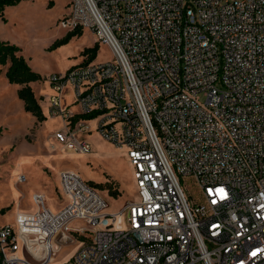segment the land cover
I'll list each match as a JSON object with an SVG mask.
<instances>
[{
	"label": "built area",
	"instance_id": "built-area-1",
	"mask_svg": "<svg viewBox=\"0 0 264 264\" xmlns=\"http://www.w3.org/2000/svg\"><path fill=\"white\" fill-rule=\"evenodd\" d=\"M70 6L61 25L88 29L114 58L85 57L49 77L50 114L62 122L55 138L91 153L94 123L126 150L136 192L109 214L100 191L63 170L61 208L36 193L37 211L0 225L2 264H52L56 247L75 242L62 264H264V0ZM182 177L199 187V201ZM77 220L85 225L71 227ZM28 242L44 255L27 252Z\"/></svg>",
	"mask_w": 264,
	"mask_h": 264
},
{
	"label": "rangeland",
	"instance_id": "rangeland-1",
	"mask_svg": "<svg viewBox=\"0 0 264 264\" xmlns=\"http://www.w3.org/2000/svg\"><path fill=\"white\" fill-rule=\"evenodd\" d=\"M70 8V0H22L8 6L5 19L0 18V38L20 46V54L43 77L32 85L47 117L38 121L25 111L24 102L18 96L19 85L9 82L5 67L0 65L1 225L16 226L18 212L37 211L38 206L33 200L36 193L45 195L46 203L52 210L61 208L66 200L57 188L60 173L67 169L77 171L101 192L109 203L105 211L109 214L117 213L136 192L133 167L126 150L101 138L94 123H91L93 132L87 135L93 146L91 153H74L55 138L54 134L62 122L50 114L49 77L81 63L85 58L83 51L93 47L97 41L96 36L85 29L82 35H76L66 43H57L70 31L60 23V19L70 13ZM113 58L111 48L102 43L96 61ZM67 99H72L70 93ZM21 175L25 176L24 182L17 183ZM181 181L191 198L199 201L201 192L194 180L182 177ZM113 190L120 193L117 198L110 195ZM84 225L81 220L70 223L73 228ZM20 244L21 255L24 251L23 239ZM25 246L27 252L35 257L44 255L43 249L34 242ZM80 247L81 242L59 245L52 264L68 262Z\"/></svg>",
	"mask_w": 264,
	"mask_h": 264
},
{
	"label": "trees",
	"instance_id": "trees-1",
	"mask_svg": "<svg viewBox=\"0 0 264 264\" xmlns=\"http://www.w3.org/2000/svg\"><path fill=\"white\" fill-rule=\"evenodd\" d=\"M20 1L22 0H0V18L5 19V9L8 6L19 3ZM82 33L83 30L81 29L69 31L66 37L57 43H66L72 37L76 35H82ZM99 49L100 44L98 42H96L93 47L86 48L83 51V56L86 57V61L96 59ZM0 65L6 68L5 74L9 82L20 85L18 96L24 102L25 111L35 116L38 121L46 120L47 117L44 114L40 101L35 94L33 86L31 85L33 82L41 81L43 77L39 72L35 71L27 59L22 54H20V46L0 38ZM97 114L98 112H95L84 115L83 117L86 119H91ZM1 132L2 129L0 128V134ZM110 195L117 198L120 193L116 190H113L110 192ZM0 264H2L1 258Z\"/></svg>",
	"mask_w": 264,
	"mask_h": 264
},
{
	"label": "bare ground",
	"instance_id": "bare-ground-1",
	"mask_svg": "<svg viewBox=\"0 0 264 264\" xmlns=\"http://www.w3.org/2000/svg\"><path fill=\"white\" fill-rule=\"evenodd\" d=\"M24 179H25V176H19L18 178H17V183H22V182H24ZM52 206V205H51ZM54 206V205H53ZM52 208H54V207H52ZM57 210V209H56Z\"/></svg>",
	"mask_w": 264,
	"mask_h": 264
},
{
	"label": "crops",
	"instance_id": "crops-1",
	"mask_svg": "<svg viewBox=\"0 0 264 264\" xmlns=\"http://www.w3.org/2000/svg\"><path fill=\"white\" fill-rule=\"evenodd\" d=\"M2 39V38H1ZM5 71H6V68H5ZM31 85H32V83H31ZM33 86V85H32ZM19 88H20V85H19ZM33 88H34V86H33ZM34 91H35V89H34ZM35 94H36V92H35ZM59 186H60V184L58 183V188H57V190H58V192L60 193V190H59ZM1 225V224H0Z\"/></svg>",
	"mask_w": 264,
	"mask_h": 264
}]
</instances>
